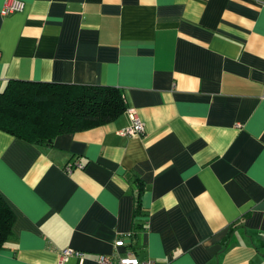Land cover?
I'll use <instances>...</instances> for the list:
<instances>
[{
    "label": "crops",
    "instance_id": "obj_1",
    "mask_svg": "<svg viewBox=\"0 0 264 264\" xmlns=\"http://www.w3.org/2000/svg\"><path fill=\"white\" fill-rule=\"evenodd\" d=\"M22 1L0 14V92L112 86L126 109L50 145L0 129V264H264V0Z\"/></svg>",
    "mask_w": 264,
    "mask_h": 264
},
{
    "label": "trees",
    "instance_id": "obj_2",
    "mask_svg": "<svg viewBox=\"0 0 264 264\" xmlns=\"http://www.w3.org/2000/svg\"><path fill=\"white\" fill-rule=\"evenodd\" d=\"M125 109L116 87L11 79L0 92V129L27 142L50 145L59 134L112 121ZM141 212L137 196L135 213ZM14 221L0 195V249L11 237Z\"/></svg>",
    "mask_w": 264,
    "mask_h": 264
},
{
    "label": "built area",
    "instance_id": "obj_3",
    "mask_svg": "<svg viewBox=\"0 0 264 264\" xmlns=\"http://www.w3.org/2000/svg\"><path fill=\"white\" fill-rule=\"evenodd\" d=\"M25 8V3L22 0H4L1 8L0 14L1 15H8L11 13L22 11ZM127 112L130 116L131 123L130 125L122 128L120 133L127 136L132 135H140L144 132V123L137 115L134 109H127ZM81 167V164L76 162H70L66 165L65 170L70 172L72 168ZM124 245L123 239L116 240L114 243L115 247H120ZM75 255L80 256L82 255L81 251L73 250V249H64L61 251V257L59 260V264H62L69 256ZM96 264H158L154 260L149 258H140L131 252H127L124 255H104L101 254L98 256Z\"/></svg>",
    "mask_w": 264,
    "mask_h": 264
}]
</instances>
